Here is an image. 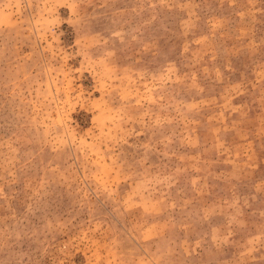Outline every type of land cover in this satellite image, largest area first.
Segmentation results:
<instances>
[{
  "label": "rangeland",
  "instance_id": "obj_1",
  "mask_svg": "<svg viewBox=\"0 0 264 264\" xmlns=\"http://www.w3.org/2000/svg\"><path fill=\"white\" fill-rule=\"evenodd\" d=\"M0 264H264V0H0Z\"/></svg>",
  "mask_w": 264,
  "mask_h": 264
}]
</instances>
